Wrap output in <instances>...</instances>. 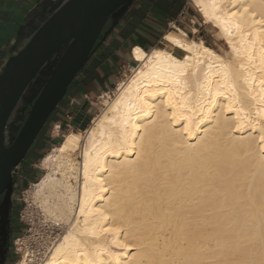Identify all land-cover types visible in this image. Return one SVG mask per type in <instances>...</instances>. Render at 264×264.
<instances>
[{"label":"bare ground","instance_id":"1","mask_svg":"<svg viewBox=\"0 0 264 264\" xmlns=\"http://www.w3.org/2000/svg\"><path fill=\"white\" fill-rule=\"evenodd\" d=\"M191 1L229 58L174 33L134 48L114 99L40 163L34 202L64 232L19 264H264V0Z\"/></svg>","mask_w":264,"mask_h":264},{"label":"water","instance_id":"2","mask_svg":"<svg viewBox=\"0 0 264 264\" xmlns=\"http://www.w3.org/2000/svg\"><path fill=\"white\" fill-rule=\"evenodd\" d=\"M137 0H56L0 73V197L11 202L19 167L70 87ZM89 104L74 107L85 131Z\"/></svg>","mask_w":264,"mask_h":264},{"label":"crops","instance_id":"3","mask_svg":"<svg viewBox=\"0 0 264 264\" xmlns=\"http://www.w3.org/2000/svg\"><path fill=\"white\" fill-rule=\"evenodd\" d=\"M56 0H0V73L12 53L20 49L33 28L38 26L46 10ZM174 0H137L112 35L86 65L69 89L65 100L56 110L58 122H63L74 107H82L85 94L114 88L119 70L131 68L133 49L146 46L149 52L161 39L157 35L186 15V3L175 21L160 17L159 5ZM180 27V26H179ZM184 31V30H183ZM168 33V32H167ZM167 33L163 36L166 37ZM155 45H152L154 44ZM145 51V50H144ZM147 52V51H145ZM76 100L79 105L74 103ZM80 101V102H79ZM57 125L61 126V124ZM56 125V127H57ZM20 168V167H19Z\"/></svg>","mask_w":264,"mask_h":264},{"label":"rangeland","instance_id":"4","mask_svg":"<svg viewBox=\"0 0 264 264\" xmlns=\"http://www.w3.org/2000/svg\"><path fill=\"white\" fill-rule=\"evenodd\" d=\"M186 6V15H183L182 18L174 24L179 31L176 32L173 24H171V26L169 25L163 34L164 36L168 32L166 37L163 41V36L160 38L161 40L157 44L156 48H173L171 35L174 33L184 36L188 40L203 42L205 45L213 48L219 54L228 59L230 50L224 37L220 35L219 30L215 28L213 24L205 22L204 18L201 16L191 0H186ZM138 66L139 63L134 61L131 68L120 69L118 73V80L114 88L109 90H100L97 94L91 95L93 103L91 115L93 119L94 117L100 115L101 111L105 109V104L103 105L105 100L111 101L114 99L118 84L125 80L128 76L133 75ZM89 109L90 106L87 110ZM100 109L102 110L100 111ZM72 116L74 117V114H72ZM68 120L69 119L66 118L63 121L65 124L61 125L57 133L55 132L57 122H53L49 125V139L47 140V143H44V145L38 144L42 147V149L36 148L37 150L35 151L40 152L38 154L34 151L30 152L26 160L18 169L17 178L19 183L23 184V187L17 191L14 197V202L16 203L17 208L15 214L16 230L12 245V257L14 264H19L25 254L30 256L32 255V257H35L37 262L41 263V261L45 259L44 253L46 252V245L48 244L47 241L54 238L58 239L61 235H63L64 229H60L55 226L52 221L50 222V219L46 218L45 213L41 210V208H39L40 206L34 202L33 189L34 184L37 183L46 173L40 166L44 157L50 153L54 147L58 146L70 131H81L79 128H75L73 126L68 127ZM56 121H58L57 118ZM28 171L30 172L27 174ZM35 177H39L38 181Z\"/></svg>","mask_w":264,"mask_h":264},{"label":"flooded vegetation","instance_id":"5","mask_svg":"<svg viewBox=\"0 0 264 264\" xmlns=\"http://www.w3.org/2000/svg\"><path fill=\"white\" fill-rule=\"evenodd\" d=\"M17 175L11 202L7 201L5 195L0 197V264H14L12 245L16 230L15 214L17 211L14 197L17 191L23 187V184L19 183Z\"/></svg>","mask_w":264,"mask_h":264},{"label":"trees","instance_id":"6","mask_svg":"<svg viewBox=\"0 0 264 264\" xmlns=\"http://www.w3.org/2000/svg\"><path fill=\"white\" fill-rule=\"evenodd\" d=\"M186 3V0H174L173 2H163L162 5H159V10H160V17H163L165 20H169V21H175L177 19L178 14H180V12L183 9L184 4ZM164 32H160L157 37L158 39H160L163 36ZM152 45H155L152 44ZM145 51L149 52V48H147L146 46L142 47ZM95 56V55H94ZM94 56L92 58H94ZM91 58V59H92ZM91 61V60H90ZM87 70V66H85V68L83 69V72H86ZM56 113L57 111L52 115V117L50 118V120L48 121L47 125L44 127L43 131L41 132V134L39 135V137L37 138L36 142L34 143V146L31 150L36 152L35 150H37L36 148L42 149L41 144L44 145V143H47V140L49 139V125H51L53 122H58L56 121ZM59 123V122H58ZM59 124H65V122H60ZM42 142V143H41ZM39 144V145H38ZM42 145V146H43ZM40 151L36 152L37 154ZM30 171L27 172V174ZM38 181L39 177H35ZM34 178V180H35Z\"/></svg>","mask_w":264,"mask_h":264},{"label":"built area","instance_id":"7","mask_svg":"<svg viewBox=\"0 0 264 264\" xmlns=\"http://www.w3.org/2000/svg\"><path fill=\"white\" fill-rule=\"evenodd\" d=\"M175 24V23H174ZM173 24V25H174ZM92 94H85L84 95V100H85V102H87L88 104H89V106H90V109L88 110V112L91 114V110L93 109V103H92V96H91ZM74 103L76 104V105H79V103L76 101V100H74ZM67 119H69L68 121H69V124H67V126L68 127H72V122H73V119H74V117L72 116V113H69L68 115H67V117H66ZM61 127V126H60Z\"/></svg>","mask_w":264,"mask_h":264},{"label":"snow or ice","instance_id":"8","mask_svg":"<svg viewBox=\"0 0 264 264\" xmlns=\"http://www.w3.org/2000/svg\"><path fill=\"white\" fill-rule=\"evenodd\" d=\"M244 11H247V8H245ZM232 15L235 16L236 13H232ZM262 139H264V137H262Z\"/></svg>","mask_w":264,"mask_h":264}]
</instances>
